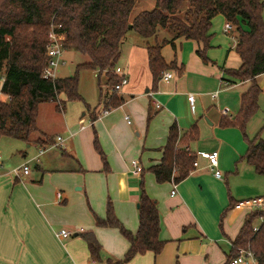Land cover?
Listing matches in <instances>:
<instances>
[{"label": "crops", "instance_id": "obj_1", "mask_svg": "<svg viewBox=\"0 0 264 264\" xmlns=\"http://www.w3.org/2000/svg\"><path fill=\"white\" fill-rule=\"evenodd\" d=\"M227 23L222 15L213 19L207 63L197 53L203 49L202 43L179 38L174 47L165 45L162 56L168 65L176 63V68L164 72L172 73L173 78L160 79L155 89L147 41H139L136 32L135 37L128 39L129 33L134 32L130 31L117 65L128 78L117 95L123 103L112 107L108 115L102 116L103 101L114 93L112 87L104 94L99 86L97 105L85 103V112L76 105L67 108L64 94L52 102L66 134L65 140L61 137L66 147H59L60 136L55 140L47 129L37 125L34 134L43 140L46 136L52 138L50 144H36L40 153L35 160L39 162L43 157L37 164V169L45 173L41 182L30 177L32 170L28 176H16L14 170L24 162L5 171L2 157L0 160V264H107L123 260L129 242L117 228L97 227L95 216L105 218L110 201L116 218L135 233L139 227L140 187L133 178L140 177L147 181L146 193L157 202L159 238L165 246L157 256L146 252L122 264H230L233 242L248 214L231 208V203L263 196L264 183L249 182L257 173L242 160L247 143L241 131L221 125L223 118L235 121L242 95L251 86V82L237 81L226 73L227 69H238L242 64L235 51L234 27L224 31ZM91 71L100 78L97 70ZM256 82L264 91V74L257 76ZM190 95L195 96L193 102L189 101ZM223 110L228 114L224 115ZM174 124L178 126L180 139L193 127L197 128L198 137L186 144L185 149L195 155L199 166L193 165L190 175L178 184H160L143 166L142 153L155 151L157 157L151 159L150 167L159 164L161 149ZM82 125L86 127L81 129ZM135 135L140 140L134 147L139 150H130L141 155L127 161L120 149L124 139ZM95 136L102 142L100 147L109 171L99 152L91 148ZM29 142L33 143L30 139ZM53 147L62 149L61 156L46 157ZM214 151L219 154L222 179L214 177L207 167V155ZM133 160H138L143 168L140 176L132 174ZM100 173L104 174L103 183L95 186L92 181L96 175L101 178ZM48 178L54 181L51 186H46ZM69 182L72 184L68 185ZM175 185L176 194L172 195ZM260 224L257 222L255 227ZM65 225L72 230L83 229L82 233L93 232L102 245L101 258H91L86 244L80 240L82 233L71 236L72 239L59 238L57 229Z\"/></svg>", "mask_w": 264, "mask_h": 264}, {"label": "trees", "instance_id": "obj_2", "mask_svg": "<svg viewBox=\"0 0 264 264\" xmlns=\"http://www.w3.org/2000/svg\"><path fill=\"white\" fill-rule=\"evenodd\" d=\"M136 0H0V76L3 75L1 92L7 97L0 100V138H11L29 142L38 131L37 118L43 103L57 102L64 94L67 101L82 100L79 93L81 70H97L98 76L105 75L107 86L114 87L122 80L115 69L119 63L122 45L130 31L136 32L147 41L149 66L153 75V89L162 79L164 72L176 68L168 65L162 48L175 46L179 38L203 44L197 53L208 62L210 29L213 19L222 15L235 27L236 46L242 64L238 69H227L226 73L240 82H251L242 95L241 108L234 122L223 118L222 126L238 128L247 143L242 157L259 175H264V139L258 133L249 138L246 133L250 119L257 113L262 89L256 77L264 74V0H155V8L144 11L131 20ZM132 24V28L129 25ZM51 29L63 34V47L75 50L89 58L79 64L74 75L45 79L47 65L46 49ZM181 72V70H179ZM103 94L101 96V99ZM110 107H119L123 100L115 93L109 96ZM63 105L65 104L62 103ZM60 109V106H57ZM152 116L148 117V121ZM198 137L196 127L180 139L178 126L174 124L168 133L162 150L160 163L149 168L158 183L185 180L193 170L196 160L185 145ZM47 145L52 138L39 139ZM95 148L102 156L105 169L109 171L106 157L95 136ZM184 144V145H182ZM138 207L139 227L132 233L121 224L109 201L105 218L95 216L96 226L117 228L130 244L121 261L130 262L137 255L152 252L159 255L165 242L159 238L160 215L156 200L146 193L144 181L140 183ZM237 202L231 203V208ZM264 218V211L248 213L244 224L233 242L228 263L238 256L239 250L253 253L256 264H264V221L258 231L256 223ZM87 244L91 258H101L102 245L93 232L80 235Z\"/></svg>", "mask_w": 264, "mask_h": 264}, {"label": "rangeland", "instance_id": "obj_3", "mask_svg": "<svg viewBox=\"0 0 264 264\" xmlns=\"http://www.w3.org/2000/svg\"><path fill=\"white\" fill-rule=\"evenodd\" d=\"M154 8H155V0H136L135 7L131 13V20H133L141 12L151 11ZM233 32H235V27H234ZM136 35L139 41L152 42V39H145L138 34ZM132 37H135V32L129 33L128 39ZM126 39L124 40L123 44L126 42ZM63 60L66 62V64L59 67L58 72H57V76L59 77L72 76L75 74L76 67L79 64H84V63L89 62V58L87 56L75 50H66V49L63 55ZM2 77L3 75L0 76V100H6L5 95H3L1 92ZM79 80H80L79 81V93L84 99L79 100V101H68L67 108L69 107V109L70 107H73V105H76L77 107L84 108L82 109V112H85L86 111L85 103L87 104L89 103L91 106L97 105L98 99L100 96L99 86H101V89H103L104 94H106L107 92L111 90V87L105 85L106 79H105L104 74L101 75L100 78L98 79V77L93 71L84 69L80 71ZM115 94L118 95V93H115ZM258 105H259L258 111L250 119L248 126H247L246 133L250 138H253L257 132H260L261 137L264 139V91H262V93L259 96ZM55 110H56L55 104L52 102L41 104L39 107V112H38L37 125H39L40 128H43V130L47 129L49 133L51 134V136L54 137L55 140L57 139L58 136L62 137L65 140L66 134L63 132L62 123L60 122L59 117L55 115L57 113ZM37 137L39 138L37 139ZM39 139L41 140V136H38L36 134L32 135L30 138L31 142L33 143L11 139V138H0V154L2 157V163L4 165L5 171H11L14 168H17L19 164L23 162L27 163L25 161H30L28 162L30 169L32 170V174L30 177H34L35 179H38V182L40 183L42 176L45 173L37 169V164H40V161H42L43 157L40 159L39 162L35 160L36 157L40 153V148L37 145L39 146L43 145V144H39L40 143L38 142ZM97 139L99 141V145L101 146L102 142L99 139V136ZM137 140H140V139L136 135L134 137H127L126 139L123 140L122 148L120 149L121 156L123 159L128 161V159L129 160L131 159L130 157L138 158V156L141 155V153L139 155H137L136 153L137 150H139V147L138 146L134 147V144ZM131 141H133L132 144L130 143ZM64 142L58 143V145H60L59 147L62 149H65L66 147V142L65 143ZM129 143L130 145H128ZM53 148H54L53 151H50L46 155V157L49 156L55 159L56 157L61 156L62 149H59L57 147H53ZM91 148L92 150L95 149L94 151L98 152L95 148L94 142H92ZM131 148H135L136 152L131 151L130 150ZM155 157H157V154L155 151L145 150L142 153V162L146 170H148L149 167L151 166L150 165L152 161L151 159ZM253 173H254V170H253ZM100 175H101V178L98 175H96V177L93 179L94 182L92 181V183L95 186H98L103 183L104 174L100 173ZM74 179L75 178H72L73 181ZM133 179L137 180L138 186H140V183L142 180L141 177L133 178ZM53 182H54L53 180L50 181V179L48 178L46 182V186L47 185L51 186ZM249 182L251 184H256V183L258 184L260 182L264 183V175L255 174V178L250 179ZM71 184L72 183L70 182L68 183V185H71ZM146 184H147V181L145 179V182H144L145 190H146ZM261 222L262 220L260 219L258 223L260 224ZM65 227L59 228L57 229V231L60 232L61 230L64 229L70 232H74L75 230H77V229H73V230L69 229L71 227H68L67 225H65ZM70 239H72V237ZM80 240L82 241V243L86 244V242L84 241L82 237L80 238ZM86 247H87V244H86ZM246 264H254V263H253V260L249 258L248 260H246Z\"/></svg>", "mask_w": 264, "mask_h": 264}, {"label": "built area", "instance_id": "obj_4", "mask_svg": "<svg viewBox=\"0 0 264 264\" xmlns=\"http://www.w3.org/2000/svg\"><path fill=\"white\" fill-rule=\"evenodd\" d=\"M232 28V25L230 23H227L225 25V32H229L230 29ZM48 39L49 43L47 45L46 49V57H47V65L44 69L43 72V77L45 79H57V72L60 66L65 65L66 62L63 60V55L65 52V48L63 47V40H64V35L57 33L54 31V29H51L49 34H48ZM116 73L122 75V80L119 84L113 87V92L114 93H119L122 89L123 86H125L128 83V78L127 76L123 73L122 68L116 67L115 69ZM162 78L164 79H170L173 78L172 73H164ZM189 101L193 102L194 101V95H190ZM104 104V109L102 111V116L108 115L112 111V107L109 106L110 100L109 97L103 101ZM222 113L224 115H227L228 112L226 110H223ZM128 119V118H127ZM83 124V123H82ZM86 126L82 125L81 129H84ZM59 142H63V139L61 137L58 138ZM0 160H1V155H0ZM207 167L212 171L214 177L217 179H222L223 174L221 170L219 169V154L217 151H214L212 153H209L207 155ZM194 167L197 168L199 166V163L197 161L194 162ZM131 171L132 174L135 176H140L143 173V168L138 160H133L131 162ZM14 173L18 177H23V176H28L31 173V169L29 166V163H24L20 167L14 170ZM172 195L176 194V185L174 186V189L171 192ZM234 209L237 210H245L248 213L255 212V211H264V195L263 196H256L253 198H248L244 199L241 201H238L234 205ZM262 222L264 221V218H261ZM261 222V223H262ZM259 227H254V231H258ZM83 229L76 230L74 232H70L67 230H61L57 236L61 239H65L68 237H71L75 234L82 233ZM252 259L253 263L256 264V261L254 259L253 253L248 250H239V254L237 257L232 259L230 261V264H246V260Z\"/></svg>", "mask_w": 264, "mask_h": 264}, {"label": "water", "instance_id": "obj_5", "mask_svg": "<svg viewBox=\"0 0 264 264\" xmlns=\"http://www.w3.org/2000/svg\"><path fill=\"white\" fill-rule=\"evenodd\" d=\"M132 24L129 25V28H132ZM138 207H139V204H138ZM78 234H75V236H77Z\"/></svg>", "mask_w": 264, "mask_h": 264}]
</instances>
